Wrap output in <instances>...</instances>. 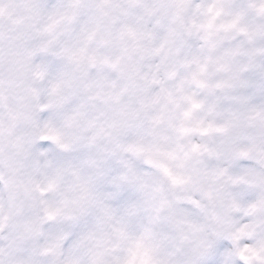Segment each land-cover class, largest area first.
Returning a JSON list of instances; mask_svg holds the SVG:
<instances>
[{
  "label": "clouds",
  "instance_id": "clouds-1",
  "mask_svg": "<svg viewBox=\"0 0 264 264\" xmlns=\"http://www.w3.org/2000/svg\"><path fill=\"white\" fill-rule=\"evenodd\" d=\"M0 264H264V0H0Z\"/></svg>",
  "mask_w": 264,
  "mask_h": 264
}]
</instances>
